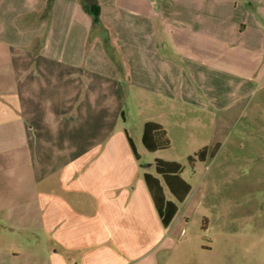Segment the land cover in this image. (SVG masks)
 Wrapping results in <instances>:
<instances>
[{"label":"crops","instance_id":"crops-1","mask_svg":"<svg viewBox=\"0 0 264 264\" xmlns=\"http://www.w3.org/2000/svg\"><path fill=\"white\" fill-rule=\"evenodd\" d=\"M96 1L0 0V264H159L189 218L163 226L126 101L208 143L264 87V0Z\"/></svg>","mask_w":264,"mask_h":264},{"label":"rangeland","instance_id":"rangeland-1","mask_svg":"<svg viewBox=\"0 0 264 264\" xmlns=\"http://www.w3.org/2000/svg\"><path fill=\"white\" fill-rule=\"evenodd\" d=\"M129 100L127 121L120 119L118 129H126L134 139L143 163L157 156L181 163V177L191 186L186 202L179 204V215L189 220L183 231L178 227L171 233L166 248L158 250L159 264H264V87L247 96L240 111L236 107L218 115L215 142L186 138L183 131L177 141L180 116L166 118L175 141L156 154L142 145L140 118ZM149 112L146 117L154 116ZM205 146L217 147L215 153L192 166L188 157ZM13 226L18 229L0 224L1 230L20 236L12 230L20 231L21 225Z\"/></svg>","mask_w":264,"mask_h":264},{"label":"trees","instance_id":"trees-1","mask_svg":"<svg viewBox=\"0 0 264 264\" xmlns=\"http://www.w3.org/2000/svg\"><path fill=\"white\" fill-rule=\"evenodd\" d=\"M84 8L94 17V23L99 22L100 7L96 0H80ZM51 7V5H49ZM130 144L136 158L139 160L132 140L129 138ZM142 142L148 152H156L170 148L171 141L167 130L159 123L149 121L144 124ZM217 148V147H216ZM205 147L188 157V162L194 166L197 161H205L208 154L215 153V149ZM183 165L175 161H165L157 159L155 161V173L145 174L147 187L152 195L154 204L165 228H168L178 213V204L186 201L191 192V186L181 177ZM164 187L172 195L173 200H167L164 194Z\"/></svg>","mask_w":264,"mask_h":264}]
</instances>
